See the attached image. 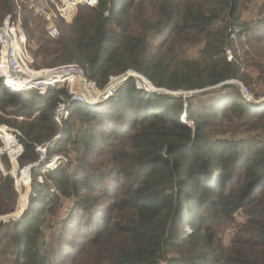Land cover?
Masks as SVG:
<instances>
[{"label": "trees", "instance_id": "trees-1", "mask_svg": "<svg viewBox=\"0 0 264 264\" xmlns=\"http://www.w3.org/2000/svg\"><path fill=\"white\" fill-rule=\"evenodd\" d=\"M251 2L99 0L81 6L60 38L31 51L78 62L100 88L135 70L156 88L201 90L235 79L255 94L242 63L226 54L231 34L264 54V18L244 17ZM14 8L0 0V23ZM204 41L198 57L186 56L187 46ZM33 94L12 93L0 79L2 108L24 117L3 119L22 131L21 168L38 159L37 144L58 134L54 109L67 90ZM64 126L52 151L71 144L78 153L54 171L35 168L34 195L17 222L2 219L19 194L11 172H0V264H264V103L234 83L185 96L149 93L130 77L103 105L74 104ZM243 131L257 133L223 136ZM11 139L7 133L8 149ZM68 199L69 213L48 241L51 217ZM241 212L246 221L225 245L219 230Z\"/></svg>", "mask_w": 264, "mask_h": 264}, {"label": "built area", "instance_id": "built-area-1", "mask_svg": "<svg viewBox=\"0 0 264 264\" xmlns=\"http://www.w3.org/2000/svg\"><path fill=\"white\" fill-rule=\"evenodd\" d=\"M13 12L6 14L0 23V79L3 85L12 93H27L37 91L40 95L52 88L67 90V95L60 96V101L54 109V119L62 128L51 140L36 145L38 159L24 169L31 172L35 168L42 171L56 170L66 157L53 152L57 142L63 138V125L70 116L74 104H84L97 107L117 94L119 87L130 77L136 78V85L149 93L156 92V87L147 78L126 71L122 74L111 75L104 88L87 76L86 70L78 63L64 64L48 68H36V58L30 50L29 38L26 31L23 13L25 8L46 24L49 36L56 39L60 36L58 23L71 22L81 6L94 7L99 0H13ZM228 60L233 62L231 49L226 47ZM138 76V77H137ZM246 97L249 91L244 88ZM251 98V97H250ZM249 98V99H250ZM0 107V114H2ZM39 112H35L34 116ZM24 119L23 116H19ZM11 136V148H7L6 134ZM24 137L17 128L0 124V169L5 173L2 157L7 156L13 170H20L19 158L24 154ZM16 162V164L14 163ZM19 168V170L17 169ZM17 173V174H19ZM16 179L14 173H11ZM42 181V176L39 177ZM17 183V181H16Z\"/></svg>", "mask_w": 264, "mask_h": 264}, {"label": "rangeland", "instance_id": "rangeland-1", "mask_svg": "<svg viewBox=\"0 0 264 264\" xmlns=\"http://www.w3.org/2000/svg\"><path fill=\"white\" fill-rule=\"evenodd\" d=\"M241 1H242L243 4H247V2L252 1L250 3V5H249V9L244 14V17H245L246 20H249L250 22H253L255 20H258V21L263 20V18H264V0H241ZM78 13H79V11L77 12V14ZM25 15H27V18L29 19V22H30L29 23L30 26H29L28 30L26 29L27 34H28V38H29L30 50H37V49H39L41 42L43 40H45V38H49L50 36H49V34L47 32L46 26H44V24H43L44 22L41 19L37 18L31 11H27L26 10L25 11ZM23 17H24V13H23ZM73 20L71 22H73ZM71 22L58 23L59 30H60V36L58 38H60L62 36V28H66V26L69 23H71ZM219 25H222V23L218 22L214 26L217 27ZM232 30L234 31L235 29H232ZM58 38H56V39H58ZM158 41H159L158 36H155L154 37V42L157 43ZM204 45H205V41L197 43V44H192L191 46H187L185 48L186 56L189 57V58L198 57L199 54H200V50L203 48ZM227 47H228V49H231V51H232L231 54L233 56V58H232L233 61L236 62V60H237V62L240 61L242 63L241 64L242 71L245 72L250 77V82L252 83V86L255 88V94H257V95L252 93L247 88L248 86L246 87L243 82H241L239 80H235V79H233L232 81H234L235 83L238 82L240 84V85H238V84H236V85L242 90V93H243L244 96H246V94L244 93V88H247L248 91H249L248 95H250V97L253 98L252 101L255 104H263L264 103V67L259 69L254 64H255V62L264 63V54L263 53L254 52V50L250 47V45L247 43V40L245 38L239 39L238 36L235 35V34H231V36H230V44ZM235 50H236L238 56L235 55ZM247 51L249 53H247ZM36 58H37L36 59V61H37L36 62V68H48L50 66L54 67V66H59V65H64V64H70V63L64 62L65 59H64L63 55H61V54H57V55H53V56L40 55L39 57L36 56ZM46 63H49L50 66L46 65ZM76 63H78V62H76ZM39 64L41 66H38ZM248 64H252V66H249ZM129 71H131L133 73H137L138 75L145 77L143 74H141V73H139V72H137L135 70H129ZM229 81H231V80H229ZM163 89H165V88H163ZM50 90H48L46 92V94H44V95H40L37 91H32V92L36 96L39 97L38 98V100H39L41 97H45ZM165 90H168V89H165ZM178 91L185 92V90H178ZM178 91H176V92H178ZM21 94H23V93H21ZM250 97L248 96L247 98L249 99ZM103 104H100V105H103ZM100 105H98V106H100ZM0 107H1V110L3 112L2 114H0V124H7L10 128L19 129L18 127L12 126V125H10L7 122H3V119H7V120L19 119L20 121H23V119H20L19 116L15 115V114H13V115L9 114L10 112H12L11 108L7 109L9 111H4V109L2 108V104L1 103H0ZM183 118L185 119V117H183ZM58 126H59V129L61 130L62 127L59 124H58ZM64 128H65V126L63 125V129ZM60 130H59L58 133H60ZM261 132H263L262 134L264 135V130L258 131V133H261ZM250 133L255 134L257 132H254V131L229 132L227 134H224L223 136L226 137V138L245 137V136H248ZM63 135H64V133H63ZM58 153H60V154H62V155H64L66 157V159H63V162L61 163V165H66V164H68V162L70 160H72L77 155L78 149L73 148L72 145L69 144L66 147V150H64L62 152H58ZM2 163H3V166H4V170H6L4 160H2ZM14 163L16 164V162H14ZM28 165H26V166H28ZM17 169L19 170V168H17ZM22 169H24V167L23 168L20 167V170H22ZM27 170L24 169V170H22V172L19 173L18 171L16 172V170H13V166L12 165H11V171H6L4 173L0 169V172H2L4 174V176L9 174L10 172L14 173V175L16 176L15 187H16V189L18 191V194H19L17 207H16L15 212H13V213H11L9 215H5V216L2 217L3 221H5V222H17L19 217L22 215L21 212H24L29 207V202H30L31 198L34 195L32 182H33V171L35 169H33L32 172H31V179H30V173ZM17 173H19V174H17ZM40 176H42V181H40V178H39ZM44 179H45L44 175H42V174L38 175V181L40 183H43ZM16 181H17V183H16ZM31 192H32V196H31V198L29 200ZM21 200L23 202H25L23 207H20V201ZM70 201L71 200L68 199L67 203L65 204V206L63 205L62 208L53 217H51L50 226L47 228V231L45 232L46 239L48 241L50 240L51 236L54 234L53 232L61 227V225L64 222V219L67 217V215L69 213V209L67 208V206H69V202ZM70 204H71V202H70ZM14 213H16V214H14ZM245 221H246V218H245L244 214L241 212V213H239L237 215L236 220L233 223H231L228 226H223V227L220 228L219 235H220V237L223 240V243L225 245H229L232 236L237 232V230L240 228V226ZM187 231H190V229H188ZM66 264H68V263H66Z\"/></svg>", "mask_w": 264, "mask_h": 264}, {"label": "water", "instance_id": "water-1", "mask_svg": "<svg viewBox=\"0 0 264 264\" xmlns=\"http://www.w3.org/2000/svg\"><path fill=\"white\" fill-rule=\"evenodd\" d=\"M228 83H234V84H238V85H240L238 82L237 83H235L234 81H226V82H223V83H220V84H218V85H216V86H210V87H207V88H204V89H201V90H191V91H185V92H183V91H178V92H176V91H170V90H165V89H163V88H156V91L157 92H160V93H167V94H173V95H185V96H190V95H193V94H195V93H200V92H204V91H208V90H212V89H216V88H219V87H222V86H224V85H226V84H228ZM152 84V83H151ZM153 84L152 85H150V87H152L153 88ZM155 87V86H154ZM252 99L253 98H251L250 100L252 101ZM21 213H23V212H21Z\"/></svg>", "mask_w": 264, "mask_h": 264}, {"label": "bare ground", "instance_id": "bare-ground-1", "mask_svg": "<svg viewBox=\"0 0 264 264\" xmlns=\"http://www.w3.org/2000/svg\"><path fill=\"white\" fill-rule=\"evenodd\" d=\"M27 170V169H26ZM27 171H29V173H30V170L28 169Z\"/></svg>", "mask_w": 264, "mask_h": 264}]
</instances>
